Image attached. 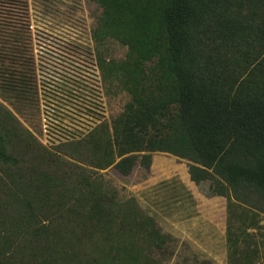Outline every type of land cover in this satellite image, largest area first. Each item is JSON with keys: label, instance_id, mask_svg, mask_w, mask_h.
I'll list each match as a JSON object with an SVG mask.
<instances>
[{"label": "trees", "instance_id": "1", "mask_svg": "<svg viewBox=\"0 0 264 264\" xmlns=\"http://www.w3.org/2000/svg\"><path fill=\"white\" fill-rule=\"evenodd\" d=\"M91 1L94 46L80 50L100 67L110 114L54 149L16 114H36L39 101L29 18L6 29L0 264H162L154 251L173 238L102 172L150 168L155 153L187 161L193 182L226 197L230 221L233 204L244 220L264 214V0ZM228 242L230 264L260 259L241 227L228 229Z\"/></svg>", "mask_w": 264, "mask_h": 264}, {"label": "rangeland", "instance_id": "2", "mask_svg": "<svg viewBox=\"0 0 264 264\" xmlns=\"http://www.w3.org/2000/svg\"><path fill=\"white\" fill-rule=\"evenodd\" d=\"M97 12L98 7L91 0H0V47L8 43L5 39L6 29L11 28L13 19L22 24L21 20L28 17L30 50L34 57L41 54L36 53L41 42L45 45L49 43L48 40L54 39L68 42V47L75 46L77 53L74 55H78L82 50L94 46L91 30ZM111 49L117 58L124 55L125 48L118 43H112ZM39 59H42L41 56ZM37 69L36 66V73ZM53 96L58 95L53 93ZM124 100V97L119 99L115 110L121 111ZM0 101L4 100L0 97ZM6 103L13 109L10 103ZM37 103L36 114L31 107L26 109L28 111H18L16 114L39 137L38 100ZM188 168L185 160L166 153H155L150 168L137 164L129 175L115 168L102 172L122 197H136L143 211L156 218L160 231L173 238L164 247L154 251L162 264H230V227H241L244 235L251 237L250 247H259L260 250V259L255 264H264V214L256 215L252 220H244L243 207L233 204L234 215L231 214L230 221L226 197L210 195L209 184L197 185L193 182ZM241 211H244L242 215L239 214ZM253 220L257 224H252ZM241 246L245 248L247 243H241Z\"/></svg>", "mask_w": 264, "mask_h": 264}, {"label": "built area", "instance_id": "3", "mask_svg": "<svg viewBox=\"0 0 264 264\" xmlns=\"http://www.w3.org/2000/svg\"><path fill=\"white\" fill-rule=\"evenodd\" d=\"M58 40L41 42L36 48L41 53L37 56L39 138L49 148L84 138L110 114L100 67L85 52L68 54Z\"/></svg>", "mask_w": 264, "mask_h": 264}]
</instances>
